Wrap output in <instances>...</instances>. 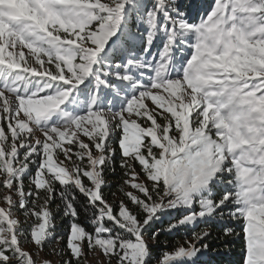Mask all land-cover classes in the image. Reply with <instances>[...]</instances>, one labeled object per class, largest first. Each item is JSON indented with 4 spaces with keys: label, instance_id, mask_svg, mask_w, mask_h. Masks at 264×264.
Instances as JSON below:
<instances>
[{
    "label": "snow or ice",
    "instance_id": "1",
    "mask_svg": "<svg viewBox=\"0 0 264 264\" xmlns=\"http://www.w3.org/2000/svg\"><path fill=\"white\" fill-rule=\"evenodd\" d=\"M214 232L264 264V0H0V264H213Z\"/></svg>",
    "mask_w": 264,
    "mask_h": 264
},
{
    "label": "trees",
    "instance_id": "2",
    "mask_svg": "<svg viewBox=\"0 0 264 264\" xmlns=\"http://www.w3.org/2000/svg\"><path fill=\"white\" fill-rule=\"evenodd\" d=\"M205 3L208 5H211L210 0H205ZM119 169H117V175H113L110 177L112 184L110 187L105 189V195L108 197L109 200L113 199L112 193H117V195H121L118 192V185L120 183L119 181ZM236 227V230L239 231L240 228L238 225H234ZM58 233L63 234L65 233V228L64 227H59L58 228ZM218 235L217 232L213 233V239L210 241L212 244V253H211V258L213 261V264H242V244L243 241L237 239L236 242L231 246V251L226 257H220L216 255V252L223 251V248L220 247L221 241L216 239V236ZM164 239V237H162ZM171 242H174V240L180 239V236L175 237L174 239L169 237L168 238ZM50 252V249L48 250ZM54 257V256H52Z\"/></svg>",
    "mask_w": 264,
    "mask_h": 264
},
{
    "label": "rangeland",
    "instance_id": "3",
    "mask_svg": "<svg viewBox=\"0 0 264 264\" xmlns=\"http://www.w3.org/2000/svg\"><path fill=\"white\" fill-rule=\"evenodd\" d=\"M210 1L212 4L213 0H210ZM89 257H90L89 264H98L99 259H100L99 257H96L95 254H93V253H89ZM50 258L56 259L55 257H50Z\"/></svg>",
    "mask_w": 264,
    "mask_h": 264
}]
</instances>
